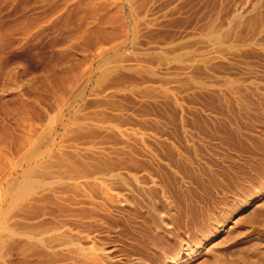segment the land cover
<instances>
[{"label":"rangeland","instance_id":"rangeland-1","mask_svg":"<svg viewBox=\"0 0 264 264\" xmlns=\"http://www.w3.org/2000/svg\"><path fill=\"white\" fill-rule=\"evenodd\" d=\"M0 264H264V0H0Z\"/></svg>","mask_w":264,"mask_h":264},{"label":"bare ground","instance_id":"bare-ground-1","mask_svg":"<svg viewBox=\"0 0 264 264\" xmlns=\"http://www.w3.org/2000/svg\"><path fill=\"white\" fill-rule=\"evenodd\" d=\"M198 162V161H197ZM235 180V179H234ZM208 190V189H207ZM142 220V219H141ZM140 246V245H139Z\"/></svg>","mask_w":264,"mask_h":264}]
</instances>
